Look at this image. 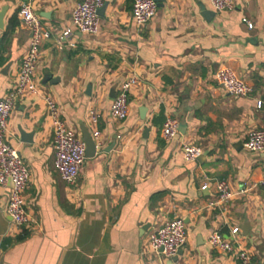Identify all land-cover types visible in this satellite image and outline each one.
<instances>
[{"label": "crops", "instance_id": "obj_1", "mask_svg": "<svg viewBox=\"0 0 264 264\" xmlns=\"http://www.w3.org/2000/svg\"><path fill=\"white\" fill-rule=\"evenodd\" d=\"M82 1L34 0L51 32L34 82L80 136L81 127L98 133L100 147L70 187L53 166L43 98L15 105L5 141L29 172L23 200L31 221L12 223L5 212L10 185H0V264H159L164 259L152 254L149 235L175 218L183 219L187 240L174 264H237L235 254L210 247L213 232L264 264V153L244 147L247 134L264 127V0H237L229 12L214 11L209 0H165L143 30L132 18V0H103L94 35L71 24ZM23 2L0 0V100L16 85L28 47L18 17ZM204 10L213 13L209 20ZM223 67L252 93L228 95L214 78ZM130 77L138 84L129 113L116 120L110 106ZM166 118L179 124L168 141L160 133ZM183 145L200 148V160L186 161ZM218 181L228 183L232 198L209 206ZM235 227L240 233L232 239Z\"/></svg>", "mask_w": 264, "mask_h": 264}, {"label": "built area", "instance_id": "obj_2", "mask_svg": "<svg viewBox=\"0 0 264 264\" xmlns=\"http://www.w3.org/2000/svg\"><path fill=\"white\" fill-rule=\"evenodd\" d=\"M237 0H209L216 12H229L234 10ZM34 0H27L20 6L18 17L28 31V47L23 57L17 76L16 85L11 88L0 100V185L6 186L11 182L7 199L6 215L18 228L26 227L30 218L24 206L23 195L29 179V172L20 158L18 152L5 141L9 116L15 105L29 96H41L46 104L51 119L53 133L54 162L53 166L60 179L68 186L77 185L80 171L85 160V144L82 137L60 117L57 104L49 96L40 95V90L34 82L36 67L40 57L42 43L48 40L51 32L46 28L40 18L33 11ZM103 0H83L79 2L71 14L73 28L82 33L94 35L99 29L98 10ZM157 11L154 0H132L131 15L138 29L147 27ZM248 29L253 24L244 19ZM64 39L57 40L62 46ZM215 81L225 92L233 97H247L252 93V87L241 79L233 70L223 67L215 73ZM135 77L125 80L119 87L118 93L110 106V114L116 120H124L129 113V94L137 83ZM258 107L261 102H258ZM179 124L175 119L166 118L160 133L164 141L172 139L178 134ZM97 133L92 137L96 149L100 144L96 142ZM244 147L252 153H264V127L250 131L247 134ZM201 154V149L191 145H183V155L186 161H195ZM206 186L203 187L205 189ZM216 200L209 206L224 205L232 198L230 187L226 181L216 183ZM240 233L238 227L232 228L230 237ZM187 240V229L183 219L175 218L166 222L149 235L150 249L153 255L161 256L165 264L167 260L175 257L182 250ZM210 247L222 253H232L236 256L237 264H257L252 255L245 251L235 249L233 242L227 240L218 232H213L208 238Z\"/></svg>", "mask_w": 264, "mask_h": 264}, {"label": "water", "instance_id": "obj_3", "mask_svg": "<svg viewBox=\"0 0 264 264\" xmlns=\"http://www.w3.org/2000/svg\"><path fill=\"white\" fill-rule=\"evenodd\" d=\"M27 1V0H26ZM156 3H157V7L158 8H161L163 7V4L165 3V0H154ZM203 15L204 17L206 18V20H209L213 13L211 11H207V10H204L203 11ZM3 17H4V10L2 11V13L0 14V29L2 28V24H3ZM89 89V88H88ZM87 89V93H89V90ZM141 113L144 112V108H142L140 110ZM80 131H81V137H82V140L85 144V158L89 159V158H93L96 153H97V149H96V146H95V143L91 137V134L88 132V130L86 128H80ZM145 132H147V130H145ZM111 148H108L107 150H104L105 152H108L110 151L114 146H110ZM200 160V157L197 158V161ZM9 185L11 186V182H9ZM145 230V229H144ZM182 255V251L180 250L177 255L173 258H171L170 260H167L165 264H174L178 261L179 259V256Z\"/></svg>", "mask_w": 264, "mask_h": 264}]
</instances>
